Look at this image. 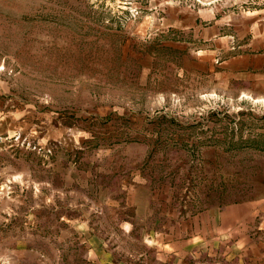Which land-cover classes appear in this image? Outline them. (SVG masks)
<instances>
[{"label":"rangeland","instance_id":"374dc122","mask_svg":"<svg viewBox=\"0 0 264 264\" xmlns=\"http://www.w3.org/2000/svg\"><path fill=\"white\" fill-rule=\"evenodd\" d=\"M236 21L247 43L264 0H0V264L264 244V89L202 72Z\"/></svg>","mask_w":264,"mask_h":264},{"label":"crops","instance_id":"0c3cea01","mask_svg":"<svg viewBox=\"0 0 264 264\" xmlns=\"http://www.w3.org/2000/svg\"><path fill=\"white\" fill-rule=\"evenodd\" d=\"M242 24L244 23L240 21L234 22L235 26L232 29V35H234L237 40L243 39V35L241 33ZM221 25L223 26L222 23L212 24V26L208 28V36L210 34H219ZM247 34H250V32H247ZM247 38V43L246 41L242 40L243 43L241 47L238 48V50L235 51L230 58L221 60L218 63L216 61L217 64H214L213 61L208 63V60L210 59H213L215 61L213 53L206 54L210 59L206 60L204 64L205 69H202V72L214 73L216 71H219L220 73L221 71L223 73H221L220 75H222V77L224 78H227V82H230L232 80H242L248 83L252 82V86L254 87V89H259V91L260 89H264V24L260 25L259 31L257 33L255 32L254 34H250V36H248ZM207 56H205L206 59ZM229 211L231 210L229 209L224 212V219L226 220V223L223 222V225L221 226L223 230L222 232H224L226 236L227 232H229L228 228H233V226H235L236 224H240L241 221V218H234V216L231 215ZM242 223H245L248 225V227H250L247 220H244ZM216 229L217 233H219V227H217ZM245 232H247V230ZM232 236H234V234ZM90 239L91 238H88L87 248H91ZM248 241L250 245L248 246V248H246L247 252H245L243 255H239L238 253L233 252L232 254L225 256L224 258L226 264H264L263 242L249 238ZM259 244H262L263 246H260ZM105 252V250L100 248L98 250L94 248L84 250L82 252V258L87 259L84 264H112L111 262H109L110 255H108L107 257V253ZM189 254H191V252L189 253L186 251H178L174 254L173 258L171 254H168V259H174L175 262L177 261L178 263L186 264ZM216 254L218 255V253Z\"/></svg>","mask_w":264,"mask_h":264}]
</instances>
